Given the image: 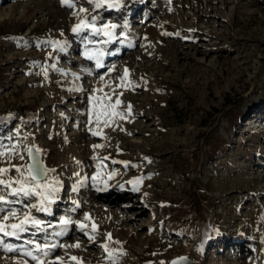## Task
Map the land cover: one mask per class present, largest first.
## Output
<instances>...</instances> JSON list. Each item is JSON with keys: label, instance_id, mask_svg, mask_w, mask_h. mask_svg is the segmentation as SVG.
I'll return each instance as SVG.
<instances>
[{"label": "rangeland", "instance_id": "obj_1", "mask_svg": "<svg viewBox=\"0 0 264 264\" xmlns=\"http://www.w3.org/2000/svg\"><path fill=\"white\" fill-rule=\"evenodd\" d=\"M80 8L122 26L102 46L115 53L104 67L84 57L71 31L79 20L61 0H0V152L9 153L0 168H25L38 147L63 185L49 213L31 212L52 227L7 242L45 264H264V0H120L108 10L77 0ZM105 94L131 114L93 122V136L88 96ZM62 216L95 224L94 241L76 224L53 235ZM45 242L64 246L43 257L34 246ZM0 264L37 262L0 250Z\"/></svg>", "mask_w": 264, "mask_h": 264}, {"label": "snow or ice", "instance_id": "obj_2", "mask_svg": "<svg viewBox=\"0 0 264 264\" xmlns=\"http://www.w3.org/2000/svg\"><path fill=\"white\" fill-rule=\"evenodd\" d=\"M95 9H113L120 5V0H87ZM62 5L67 7L69 10H73V15L77 17L79 23L75 24L71 31L73 34L80 39L81 43L84 44L83 55L86 59L94 61L97 67H104L103 60L105 56L114 55L115 53H109L106 51L103 45H109L115 42L117 38L116 29L117 24L110 22L99 23L97 21V16L93 15L91 17L81 16V13H87V8H80L79 11H75L77 0H61ZM48 44L57 51H64L68 45L67 41H49ZM91 46V47H90ZM53 67H55L53 65ZM45 75H47V69L44 70ZM67 75V73H64ZM127 77V70H125V77L121 78V83ZM79 79V76L75 77ZM73 89H70V91ZM76 91H82V89H74ZM115 91V90H113ZM123 93H121L122 95ZM98 97L94 95H89L88 100L91 107L89 114V131L93 136L101 135V132L92 131L90 125L95 122L97 126L103 124L105 127L112 126L114 119L119 117L120 119H125L126 116L131 114V105L127 106L126 112L117 111L118 106L122 101L117 98L114 103H110V97ZM95 117L93 121L92 117ZM96 147H102L101 145H94ZM28 155L31 159V163L25 168H20L12 166L9 168H0V187L3 189V193H0V250L5 252H22L23 255L31 257L32 260L36 261L37 264H45L41 256L34 255L32 251H25L20 249H15L13 246L7 242L8 239H20L21 235L28 233L30 229H34L35 232H46L47 228L52 227L50 223L45 222L31 214L32 209H35L40 213H49L50 206L54 204L60 198V192L62 190V183L56 177H50V173L54 170L47 168L43 160L41 159L42 150L38 147H29L27 149ZM8 152H0V156L8 155ZM23 159V156H21ZM115 162V161H114ZM79 163V162H77ZM127 166V162H125ZM15 171L19 173L18 179H12L9 175L10 172ZM79 175V174H77ZM99 175V174H98ZM86 181L87 178L85 177ZM93 181L97 180V176L92 177ZM134 183H139L135 181ZM80 186H84L83 181ZM76 191V188L72 189ZM6 193V195L4 194ZM8 197H13L14 199H9ZM35 200V203L25 204L24 201ZM21 204L24 209L23 212L18 211L13 205ZM76 207H79L77 204ZM16 222H9V221ZM85 220H90V217L85 214ZM63 231L55 232V236H63L67 231L68 226L71 224H76L79 231L86 236L90 241H94L95 236L93 233L97 231V226L92 224L89 229L84 223L78 220L63 219L60 221ZM35 234V233H33ZM107 238L111 239V234H107ZM31 243V242H29ZM63 244L45 242L35 243V251L43 254V257H47L52 250L56 247H63ZM79 247V244L74 245ZM100 247L104 251L112 256L109 252L107 244H101ZM74 260L78 259L73 257ZM115 259L113 264H115Z\"/></svg>", "mask_w": 264, "mask_h": 264}, {"label": "water", "instance_id": "obj_3", "mask_svg": "<svg viewBox=\"0 0 264 264\" xmlns=\"http://www.w3.org/2000/svg\"><path fill=\"white\" fill-rule=\"evenodd\" d=\"M30 161H31V159H30ZM184 262L186 264H195L189 258H178V259L173 260L171 264H181V263H184Z\"/></svg>", "mask_w": 264, "mask_h": 264}, {"label": "bare ground", "instance_id": "obj_4", "mask_svg": "<svg viewBox=\"0 0 264 264\" xmlns=\"http://www.w3.org/2000/svg\"><path fill=\"white\" fill-rule=\"evenodd\" d=\"M103 200H104V199H103ZM109 201L111 202L112 199H110ZM111 203L117 204V201L114 200V201H112ZM109 204H110V203H109ZM105 206H110V205H105ZM124 208H125V207H124ZM61 209H62V208H61ZM138 213H139V212H138ZM62 219H64L63 216H62Z\"/></svg>", "mask_w": 264, "mask_h": 264}, {"label": "trees", "instance_id": "obj_5", "mask_svg": "<svg viewBox=\"0 0 264 264\" xmlns=\"http://www.w3.org/2000/svg\"><path fill=\"white\" fill-rule=\"evenodd\" d=\"M2 119H0V121H1Z\"/></svg>", "mask_w": 264, "mask_h": 264}]
</instances>
